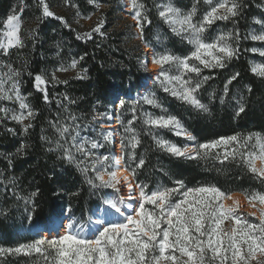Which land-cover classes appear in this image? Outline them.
<instances>
[{"label":"trees","instance_id":"1","mask_svg":"<svg viewBox=\"0 0 264 264\" xmlns=\"http://www.w3.org/2000/svg\"><path fill=\"white\" fill-rule=\"evenodd\" d=\"M46 2L55 16H42L40 0H0V31L8 14H20L23 22L20 34L24 44L8 54L0 50V75L9 73L10 69L19 70L20 92L36 111L35 117L23 124L0 112V246L16 247L39 239L44 235L43 231L55 224L54 218L65 213L81 221L76 222H86V217L103 204V189L90 185L77 164L69 162L56 147L55 141L60 137L54 125H74L66 134L69 139L76 135L78 142L84 139L99 141L104 146L93 152L112 155L113 137L103 140V125L109 126L110 118L119 117L123 121V124L118 123L121 143L126 135L124 127L133 115V106L137 120L132 126L141 141L135 150L136 156L145 160V165L137 170L135 183H146L149 189L171 188L176 186L175 181L182 180L185 185L182 191L214 184L222 191L240 193L246 199V191L264 192L262 179L251 173L239 159L223 163L215 159L214 154L222 153L223 148L213 150L207 158L177 157L159 147L156 138L181 148L186 140L174 130L143 123L145 113L153 117L176 116L195 137V146L236 134L264 136V77L251 70L255 64H264V56L259 51H251L253 48L263 50L264 41L248 38L253 33L264 32V23L256 22H264V0H240L242 7L236 18L217 20L207 28L204 34L207 42L221 33L239 31V39L234 43L239 46L238 55L227 61L224 68L202 69L199 78L195 74L184 77L191 76L193 80L209 77L195 94L207 105V112L164 91L159 81L153 85L148 81L145 86L149 75L144 64L143 45H147L154 55L171 52L184 57L194 50L185 36L174 33L158 16L157 6L169 0H142L152 21L145 26L143 39L137 38L133 22L128 19L125 22L122 0ZM171 2L182 12L195 6L197 12L193 22H198L210 8L206 0ZM102 15L105 25L101 31L106 34L93 33L90 38H81L83 32L78 21H99ZM121 21L125 24L119 27ZM81 56L83 60H80ZM73 59L78 61L74 69L68 67ZM62 66L68 70L60 71ZM53 73L61 83L51 81ZM235 73L239 76L227 85L225 94V85ZM36 74H44L49 80L46 85L49 102H45L42 93L34 87ZM177 74L175 69L170 70V75ZM10 85L11 81L5 88ZM143 89L146 90L142 92ZM141 93H145L142 98L139 97ZM145 96L154 98L160 107L147 104L143 99ZM120 100L125 102L123 108L119 107ZM116 103L117 109L114 108ZM239 103L244 104L245 110L237 115ZM0 108L20 111L18 102L14 101L0 100ZM70 117H75V121ZM29 122L32 127L25 132L24 124ZM74 155L77 160L84 159L80 153L74 152ZM258 162L264 167V160L256 159V166ZM123 163L126 166V158ZM88 176L94 177L95 173L89 172ZM33 192L37 195L26 200ZM180 196L177 193L175 198ZM247 218L257 222V217ZM231 226V221L225 222V229ZM39 227L45 230L35 232ZM0 264H44V261L39 254H19L0 257Z\"/></svg>","mask_w":264,"mask_h":264},{"label":"snow or ice","instance_id":"2","mask_svg":"<svg viewBox=\"0 0 264 264\" xmlns=\"http://www.w3.org/2000/svg\"><path fill=\"white\" fill-rule=\"evenodd\" d=\"M206 3L210 5V8L203 13L198 22H193L197 12L195 6L188 12H182L171 0L157 6L158 16L171 26L174 33L185 36L194 46V50L184 57L164 52L157 53L152 58V64L159 66V72L155 78L164 86V91L171 92L174 97L204 112L208 111V107L197 99L195 94L209 77H203L202 80H193L191 76L188 79L184 77L186 74H195L199 78L202 69L224 68L227 61L238 55L239 46L238 44L234 46L239 39L238 29L234 32L221 33L212 38L211 42L206 41L204 34L215 21L236 18L242 7L240 0H215V2L206 0ZM40 5L43 17L55 15L49 9L46 0H40ZM95 6L97 9L100 7L99 4ZM128 9L133 13L137 38L143 39L145 26L152 22L147 7L142 0H129ZM77 15H79L78 12ZM59 19L64 18L59 17ZM3 24L4 30L0 32V50L8 54L9 49L22 48L24 44L20 34L22 25L19 15H8ZM104 25L105 19L102 15L95 27L84 33L81 38H90L93 33L105 35L106 33L101 31ZM248 38L253 41H264V32L253 33ZM251 51H259L260 55L264 56V50L253 48ZM83 58L81 56L80 60ZM77 64L78 61L73 59L68 67L74 69ZM171 69H175L179 74L170 75ZM59 70L67 71L68 69L62 66ZM251 70L264 77V64L253 66ZM19 76L20 71L14 69L0 75V100L18 102L20 110L17 112L0 108V112L23 124L25 120L33 119L36 111L26 103L27 97L20 92ZM238 76L239 73H235L228 79L224 88L225 94L228 92L227 85ZM9 81H11L10 87L5 88V84ZM51 81L62 82L56 78L55 73L52 74ZM48 82L44 74L34 76V87L42 93L45 102H49L46 87ZM143 99L147 104L160 107L154 98L145 96ZM124 105L125 102L120 100L119 107L123 108ZM244 110V104L239 103L237 115ZM131 111L132 118L124 127L126 135L121 140L122 155L120 157L111 154L101 156L94 153V149L104 146L99 141L84 139L78 142L76 135H72L69 139L66 134L70 133L74 125H54L60 137L55 144L69 162L77 164L85 174L87 182L94 188L111 187L120 191L118 185H121L123 181L122 186L126 187L129 193L127 200L135 199L138 202L137 205L126 202L123 197L115 200L103 198L102 203L106 206L103 215L115 213L122 219L120 222L107 223L103 219L98 220L97 223L102 225V228L94 238L89 239L82 235L75 229V221H71L65 232L55 238L41 236L39 239L21 243L16 247L0 246V257L39 254L44 264H264V192L246 191L247 199L252 207H256L257 203L262 206L257 222H251L247 217H256V213H243L239 201L233 199L230 192L222 191L214 184L182 191L185 189L182 180L175 181L176 186L171 188L159 186L149 189L146 183H134L137 170L145 165V160L136 156L135 150L141 141L139 133L132 126L137 120L136 107L133 106ZM70 119L75 121L76 118L70 117ZM117 123L123 124V121L117 117ZM143 123L157 128H168L174 130L178 136L195 140V137L182 126L181 121L173 115L153 117L145 113ZM31 127L32 124L29 122L24 124L23 130L27 132ZM75 127L78 128V126ZM112 135L111 131L106 132L103 140H110ZM61 140L64 143H61ZM156 143L172 155L188 158H207L213 154V150L223 148L222 153L214 154L215 159L221 163L229 159L233 161L239 159L251 173L264 182V167L258 168L255 164L256 159L264 160V136L259 133L220 137L197 146L183 148L162 138H156ZM74 152L80 153L84 159L77 160ZM125 158L126 166L121 169L120 161ZM89 172H94L95 176L89 177ZM121 172L128 174L121 175ZM96 181L99 183L97 184ZM137 190L138 195L133 196ZM177 193L181 194L178 199L175 198ZM36 195L37 193L33 192L25 199L31 200ZM225 199H233V203L228 205L224 202ZM128 209H132V212L128 213ZM227 221L232 222L230 229L224 227Z\"/></svg>","mask_w":264,"mask_h":264},{"label":"rangeland","instance_id":"3","mask_svg":"<svg viewBox=\"0 0 264 264\" xmlns=\"http://www.w3.org/2000/svg\"><path fill=\"white\" fill-rule=\"evenodd\" d=\"M128 3H129V0H122V5H123V12H122V16L123 17H125L126 18V20H125V22H127V19L128 20H130L131 22H133L134 23V21H133V18H132V15H133V13L128 9ZM166 3V2H165ZM52 11V10H51ZM53 12V11H52ZM54 14H55V12H53ZM10 14H18V13H15V12H12V13H10ZM10 14H8V15H10ZM19 15V18H20V20H21V15L20 14H18ZM55 16V15H54ZM51 17H53V16H51ZM7 18V17H6ZM6 20V19H5ZM81 25H80V31H82L83 32V34L84 33H87V32H89V31H91V29L93 28V27H95V25L98 23V20L97 19H93V20H91V21H78ZM96 23V24H95ZM95 24V25H94ZM122 24H125L123 21H121V23L118 25L119 27H122ZM21 28L23 27V22H22V20H21ZM4 30V24L2 25V28H1V31L0 32H2ZM135 30H136V28H135ZM144 46L145 45H143V50H144V52H145V61H144V64H145V68H146V70L148 71V75H149V78H148V80H146L145 81V86L148 84V81H152V83L154 84V82H158L157 80H156V75H158V72H159V66L157 65L156 66V69H154V70H152V69H150V68H148V60H150L151 61V63H152V58H153V56H154V52H149V51H147L148 49H145L144 48ZM13 49V48H12ZM12 49H9V52L12 50ZM264 50V49H263ZM3 51V50H2ZM8 52V53H9ZM256 65H259V64H255V66ZM152 84V85H153ZM169 87H171V86H169ZM146 93V92H145ZM145 93H141L140 94V98H142L143 96H144V94ZM171 93V92H170ZM114 108L115 109H117L118 108V104L116 103L115 104V106H114ZM113 118V117H112ZM112 118H110L109 119V121L107 122V124L109 125L110 123H113V122H111V121H113V119ZM116 118V117H115ZM116 120H117V118H116ZM103 122V121H102ZM104 124H105V122H103ZM118 125V129H117V131L116 130H114V129H112V127H110V126H107V127H103V128H105V132H104V134L106 133V132H108V131H111L112 133H113V135H112V137L113 138H116L117 137V135H118V133H119V124H117ZM186 141H185V143H184V147L185 146H188V147H193V146H195V140H188L187 139V137L186 136H182ZM112 138V139H113ZM118 138V137H117ZM111 144H113V149H112V155L113 156H115V153H116V151L118 150V149H121V143H120V135H119V139H118V143H114L112 140H111ZM94 150H98V149H94ZM97 155H101L102 156V154H97ZM105 155V154H104ZM97 167H100L99 165H97ZM257 167L259 168V167H261V163L260 162H258L257 163ZM102 171H103V169H101ZM108 177H107V175H105V179H107ZM118 187L120 188V191H116V189H113V188H111V187H104V188H101V189H103V193H102V199L103 198H108V197H117V198H121V197H123V195H124V188H123V186H121V185H118ZM98 189V188H97ZM247 200V199H246ZM239 201V200H238ZM137 201H136V205H137ZM233 202H231V203H229L228 205H231ZM239 203H240V205H241V211L243 212V213H245V214H247V213H252V212H255L256 213V217H258L259 215H260V208L262 207L261 205H259L258 203L256 204V207H252L251 205H250V203H249V201L247 200V202L246 203H243L242 201H239ZM72 218L70 219V222L71 221H80V220H78L76 217H74V216H71ZM93 217H94V215H93V211L86 217V222H84V223H87V224H91L92 222H93ZM249 217V216H248ZM122 219V218H121ZM121 219H119L118 220V222H120V220ZM69 222V223H70ZM81 222V221H80ZM68 223V224H69ZM67 224V225H68ZM96 234H98V233H96ZM95 234V235H96ZM94 235V236H95ZM41 236H44V235H41ZM94 236L93 237H89V239H92V238H94ZM49 239H52L53 237H51V236H47Z\"/></svg>","mask_w":264,"mask_h":264},{"label":"bare ground","instance_id":"4","mask_svg":"<svg viewBox=\"0 0 264 264\" xmlns=\"http://www.w3.org/2000/svg\"><path fill=\"white\" fill-rule=\"evenodd\" d=\"M145 49H148L147 51L151 52L150 48L145 45L144 46ZM148 62V68L154 70L156 69V66L157 65H154L151 63L150 60L147 61ZM152 84V81H150V85ZM146 89H143L142 92H144ZM113 123H110V127H112V129L116 130L117 131V120L116 118H113V121H111ZM105 127H107L106 125H103ZM118 137V138H117ZM116 138H113L112 141L114 143H118V139H119V133L117 135ZM121 146V145H120ZM122 155V150L121 149H118L115 153V156L116 157H120ZM120 167L121 169H123L125 166H124V163H123V159H121L120 161ZM128 173L127 172H121V175H127ZM133 182L135 183V181L133 180ZM123 185V181H122V184L121 186ZM124 195H123V198L126 199V202L128 203H132L134 206H136V200L133 199V200H127V197L129 195L128 193V190L126 187H124ZM138 195V190L137 192L133 193V196H137ZM233 196V199L235 200H239V201H242L243 203H246L247 200L246 198L240 194V193H235V194H231ZM108 198H111V199H118L117 197H108ZM233 199H225V203L226 204H229L231 202H233ZM106 206L105 205H100L98 206L97 208H95L93 210V222L91 224H84V223H80V222H75V229L77 231H79L82 235H85L87 238H89L90 236L93 237L96 233H98L101 228H102V225L98 224L97 221L100 220V219H103L105 220V222H118L119 219H121L122 217L119 216V214H111V215H108V216H104L103 215V210ZM128 213H131L132 212V209H128L127 210ZM71 215H69L68 213H65L63 216L61 217H57L55 218V224L53 226H50L49 228L46 229V231H43L44 235L47 237L49 236L50 234L57 237L58 235H62L66 228H67V224L70 222V219H71ZM83 225V228H81V226ZM42 230H45L43 227H39L37 229H35V232H41Z\"/></svg>","mask_w":264,"mask_h":264}]
</instances>
